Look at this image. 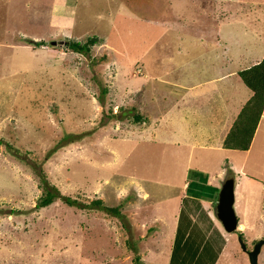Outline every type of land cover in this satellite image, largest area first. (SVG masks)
I'll list each match as a JSON object with an SVG mask.
<instances>
[{"label": "rangeland", "instance_id": "rangeland-1", "mask_svg": "<svg viewBox=\"0 0 264 264\" xmlns=\"http://www.w3.org/2000/svg\"><path fill=\"white\" fill-rule=\"evenodd\" d=\"M165 7L164 0H0V264H135L134 254L138 264H214L217 256L215 264H250L236 230H225L220 254L213 233L195 232L183 245L175 209L149 203L161 194L155 181L164 170L207 167L198 162L199 142L217 127L209 121L215 92L230 93L228 123L251 92L235 72L221 78L197 25ZM91 35L101 40L87 53L66 42ZM231 63L229 70L248 65ZM137 112L148 118L143 127ZM206 162L216 167L212 154ZM225 168L222 179L237 173ZM240 182L244 201L252 190ZM138 184L148 199L137 196ZM51 185L77 204L55 197L39 206ZM154 214L168 225H141ZM249 234L240 235L248 249ZM151 242L158 248L140 249ZM257 261L264 264V243Z\"/></svg>", "mask_w": 264, "mask_h": 264}, {"label": "crops", "instance_id": "crops-1", "mask_svg": "<svg viewBox=\"0 0 264 264\" xmlns=\"http://www.w3.org/2000/svg\"><path fill=\"white\" fill-rule=\"evenodd\" d=\"M164 2L168 14L171 11L172 14L176 13L184 22L197 25V29L201 32L197 30L199 43L204 48L212 49L210 55L213 62L220 65L221 78L229 73L235 72L237 74V70L241 69L231 68L229 70L228 65L231 62V64L244 62L249 66L264 55V0H164ZM162 12L164 13V9ZM208 40L209 44L206 45ZM229 100L230 93L228 90L220 88L215 92L210 103L212 105L209 106L210 125H217V127L210 128L209 126L202 133L204 138L203 141L199 142L202 160L198 161L207 167H194L197 170H193L189 175L188 167L182 171L175 168L164 170L162 179L155 181L157 183L155 189H160L161 194H154L156 199L149 201L152 204L158 203L160 208L169 206L170 209H175L171 216L172 223L175 225V236L177 234V240L180 244L184 241L183 245H185L189 237H196L195 232L204 233V235L213 233V241L220 240L223 243L219 254L222 248L228 244L227 233L214 212L218 191L222 181L226 178L222 179L226 169L225 164L237 171L234 176L232 173L228 175L233 176L234 179V208L238 217L237 228H240L244 233L247 230L252 231V236L251 234L248 236L250 239H257L264 234V228L261 227L260 221V217H264V214L261 216L260 212H264V202L262 201V197H264V164L261 167L258 166L259 159L264 154V108L249 148L246 150L226 148L221 145L222 139L235 118L228 123V110L232 111ZM136 114L142 121V124L140 123L142 127L145 126L143 122H148V118L138 112ZM183 116L188 118L184 114ZM140 124H137V129L141 128ZM219 124L222 125L220 129H218ZM217 138V144L221 147L214 145ZM223 150H232V153L223 156L226 152ZM209 154L213 155L216 165L214 169L209 168L206 162ZM224 157L226 162L223 160ZM237 178L240 180L237 181ZM241 180H244L247 187L252 190L250 194H247L249 199L245 196L246 200L244 201L241 200V196L245 192L241 194L237 190ZM254 184L263 191V194L255 190ZM137 189L139 193L137 196L144 199L150 197L151 194L143 189L140 184L137 185ZM174 200H178L176 204L172 203ZM239 204L242 205V213L240 210V214L237 208ZM141 205L142 202H139L137 206L131 205L130 209L139 208ZM162 218V216L154 214L150 220H142L141 225L147 226V224ZM241 218H245V221ZM163 222L168 225L166 220ZM255 225H259L260 229L256 228ZM140 246V249L145 253L152 248H158L155 242H151V245L143 243ZM217 259L218 256L214 264Z\"/></svg>", "mask_w": 264, "mask_h": 264}, {"label": "trees", "instance_id": "trees-1", "mask_svg": "<svg viewBox=\"0 0 264 264\" xmlns=\"http://www.w3.org/2000/svg\"><path fill=\"white\" fill-rule=\"evenodd\" d=\"M99 37L95 35L88 36L85 40L67 38V44L75 51L87 53L91 46L100 41ZM44 40L34 41V44H44ZM238 76L242 82L251 90L250 96L240 107L236 117L232 121L229 129L222 139L221 145L226 148H233L239 150H246L249 148L260 116L264 108V55L258 61L251 65L237 70ZM135 114L134 120L138 121L140 117ZM192 173V170H188V175ZM44 192L40 195L38 205L44 206L54 200L55 197H60L67 203L77 204V200L60 193L58 189L51 185L50 187H44ZM93 203L100 205L112 212L117 211V206H105L100 198H95ZM239 235L243 236V232L240 229H235ZM257 239H254V242ZM133 260L135 264L140 263L138 254H134Z\"/></svg>", "mask_w": 264, "mask_h": 264}, {"label": "water", "instance_id": "water-1", "mask_svg": "<svg viewBox=\"0 0 264 264\" xmlns=\"http://www.w3.org/2000/svg\"><path fill=\"white\" fill-rule=\"evenodd\" d=\"M234 199V179L233 176H228L221 183L214 208L216 217L228 232L234 231L238 226V217L234 208ZM239 241L242 249L248 253L249 263L258 264V254L264 243V237L257 239L250 249L247 248L245 241H243L240 235Z\"/></svg>", "mask_w": 264, "mask_h": 264}]
</instances>
